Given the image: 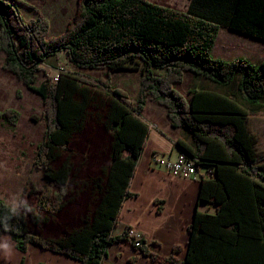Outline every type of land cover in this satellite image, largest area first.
Here are the masks:
<instances>
[{
    "label": "trees",
    "instance_id": "1",
    "mask_svg": "<svg viewBox=\"0 0 264 264\" xmlns=\"http://www.w3.org/2000/svg\"><path fill=\"white\" fill-rule=\"evenodd\" d=\"M17 2L0 0V54L5 57L4 69L41 95L46 104L48 129L35 162L49 183L38 197L41 212L58 214L65 207L72 162L66 159L59 167L52 162L67 150L94 103L104 110L103 123L112 137L111 163L93 179L97 205L82 225L57 239L42 237L30 231L19 208L0 200V233H8L24 253L36 245L81 264H109L104 261L109 247L121 242L159 264H264V166L255 163V136L245 125L241 109L251 110L264 100V61L213 56L223 28L264 43V0H191L187 10L151 0H79L65 33L53 38L49 37V20L42 15L25 20ZM61 52L67 54V61L85 70H138L137 101L114 88L110 78L95 81L104 90H94V83L87 82L88 86L85 80L65 74L56 82L47 78L37 84L45 60ZM188 73L215 83L223 89L221 94L193 87L187 100L175 84L182 83ZM150 98L165 109L172 128H182L191 135L193 150L181 142L179 145L196 159L197 167L207 160L215 166V171H210L213 176L202 179L198 200L217 205L218 213L194 214L186 229L189 240L183 260L177 256L179 245L163 258L149 249L146 239L137 241L125 230L115 233L123 202L133 195L130 181L150 134V123L143 117ZM19 115L8 109L0 112V119L16 123ZM226 180H242L253 186L259 239L239 236L229 244L216 237L217 227L223 224L219 219L224 208L222 195L226 193L232 202ZM221 226L229 234L240 228L238 223ZM136 258H129V262Z\"/></svg>",
    "mask_w": 264,
    "mask_h": 264
},
{
    "label": "rangeland",
    "instance_id": "2",
    "mask_svg": "<svg viewBox=\"0 0 264 264\" xmlns=\"http://www.w3.org/2000/svg\"><path fill=\"white\" fill-rule=\"evenodd\" d=\"M32 1L33 3H36L34 1H38L47 4L43 8L48 12L51 19V22L49 20V37L52 38L65 33L67 25L79 8V0L75 1V3L77 2V9L75 10L73 0H65L66 5L61 11L66 13L72 12L73 14L67 24L68 20L60 19L61 16L59 14L61 11L59 9L56 11L55 9V3L58 0ZM151 1L186 10L191 3V0ZM30 5L34 6V4ZM17 6L19 9V2H17ZM24 6L21 9L26 12ZM55 15H59V18ZM218 37V47L226 45L225 56H220L221 59L230 60L235 57L245 56V48L248 45L247 48L253 49L252 51L250 50L251 53H247V56L252 57L256 62L261 60L260 52L254 53L259 51V48L254 47L259 46L263 48L264 44L262 41L241 35L228 28L220 30ZM66 55V53L61 52L59 55L48 57L43 63L44 70L41 72L37 84H40L47 78L56 82L57 75L65 74L76 77V79L85 80L86 82L84 83L85 85L88 84V86L91 84L87 82L94 83L95 86H91L94 90H104V88L102 89L103 86L95 81L100 78H110L114 88L126 91L132 102L135 103L137 101L140 88V74L136 73V71L119 70L109 72L107 68L85 70L77 68L76 65L67 61ZM213 56L219 57L215 52H213ZM4 59V54L1 53L0 112L14 109L20 115L16 123L0 119V200L10 204V206L19 208L25 214L32 233L40 234L42 237L57 239L62 237L65 231L82 225L83 220L91 216L93 210H95L98 194L93 190L92 182L93 179L101 175L103 168L106 169L111 163L112 137L103 123V118L105 117L104 110L97 108L98 104L96 103L90 105L80 131L73 135L67 150L61 151L55 162H52V165L55 167H59L66 159L72 162L73 177L69 184L70 192L66 197L65 207L58 214L41 212L38 206V197L44 193L49 183L44 175V171L42 168L37 167L35 162L38 146L42 141H45L48 129L46 104L41 95L31 91L22 80L18 79L12 72L4 69ZM158 73L160 74L161 72ZM195 76L193 73H188L185 75L182 83L175 84V88L187 100L190 96L189 90L200 83V78ZM149 101L155 109H147L145 107V117L157 118L159 121H162L164 117L160 118L159 113H166L165 109L157 105L152 98ZM241 109L244 113L245 125L248 129V126H250L251 133L253 135L255 132L258 133V123L262 124L264 133V122H262L258 114L253 112L254 109L250 112L245 111V107L243 106ZM1 244L3 243L1 242ZM38 252L33 251L29 254V257L36 259L39 254ZM8 257L10 261H0V264H17V255L8 254Z\"/></svg>",
    "mask_w": 264,
    "mask_h": 264
},
{
    "label": "crops",
    "instance_id": "3",
    "mask_svg": "<svg viewBox=\"0 0 264 264\" xmlns=\"http://www.w3.org/2000/svg\"><path fill=\"white\" fill-rule=\"evenodd\" d=\"M75 1L77 0H73L74 10L77 9V2L75 3ZM18 2L20 4V10H18L25 20L36 19L41 14L51 22L48 12L44 9L45 2L34 1L36 3H33L32 0H18ZM30 4H34V6L32 7ZM21 5H25L24 9H26V12L21 9ZM65 5V0H58L55 3L56 11L58 9L61 11ZM59 15L61 16V20H68V24L73 14L72 12L66 13L61 11ZM59 15L55 16L59 18ZM217 43L214 45L213 52L219 55L218 58H221L220 56H225L226 45L218 47L219 44ZM247 46L245 48L246 55L243 57L253 63L264 61V46L263 48L259 46L254 47L259 48V51L254 52L255 54L260 52L261 60L258 62L254 61L252 57L247 56V53H251L253 49L247 48ZM134 71L140 73L138 70ZM198 78L200 77L198 76ZM199 82L195 87L199 88L200 91L221 94L220 91L223 90L216 86L215 83L206 79L200 78ZM123 92L126 93V91ZM146 108L155 109L150 101L146 104ZM252 109L264 122V100ZM252 109L246 108L245 111L250 112ZM159 116H161L160 118L164 117V119L159 121L157 118H146L143 114L145 120L150 123V134L147 137L145 148L141 152L135 173L130 181V190L133 192V195L126 198L123 202L119 226L116 227L115 233L118 234L126 228H132L137 234L147 240V245L153 253L163 258L169 257L172 254L173 247L179 245L181 252L177 256L179 260H183L186 256V244L189 240V234L186 229L192 222L194 214L197 212L210 215L218 213L217 205H211L210 203L198 200L200 183L203 178L207 179L210 177L209 171L214 172L215 166L210 164L212 163L210 160L204 161L202 163L205 164L197 167V175L185 178L173 176L165 168L154 165L152 162L154 154L175 155L182 149L179 142L189 149L193 150L194 148L190 139L191 135L188 132L182 130V128H172L167 121L166 113L162 114L160 112ZM258 121L260 122L259 118ZM258 124V133H254L256 147L255 163L264 166V133L262 124ZM248 127L250 130V126ZM224 185L232 202L228 201L227 194L220 189L219 194L224 193V195L221 194L224 208L219 214V219L226 225L238 223L240 228L238 232L229 234L221 226L223 224H219L216 230V237L222 238L229 244H234L239 236L256 237L259 239L261 236L259 232L260 220L253 186L242 180H226ZM33 251H39L36 259L29 257V254ZM8 254L17 255V264H21L22 260H24V264H37L38 262L49 264H81L79 261L71 259L65 254L41 249L36 245H30L28 251L24 253L15 247V243L8 233H0V261H10ZM131 257L138 258H136L134 263H131L129 262V258ZM104 261L109 264H159L148 259L147 256L135 250L127 242L111 245L108 250V257Z\"/></svg>",
    "mask_w": 264,
    "mask_h": 264
},
{
    "label": "built area",
    "instance_id": "4",
    "mask_svg": "<svg viewBox=\"0 0 264 264\" xmlns=\"http://www.w3.org/2000/svg\"><path fill=\"white\" fill-rule=\"evenodd\" d=\"M60 75L56 76L58 79ZM154 165L163 167L173 176L192 177L197 175L196 159L187 153V151L180 149L175 155L156 153L152 157ZM209 176H213L209 171ZM125 231L133 236L137 241L142 239L141 235L137 234L132 228H126Z\"/></svg>",
    "mask_w": 264,
    "mask_h": 264
},
{
    "label": "clouds",
    "instance_id": "5",
    "mask_svg": "<svg viewBox=\"0 0 264 264\" xmlns=\"http://www.w3.org/2000/svg\"><path fill=\"white\" fill-rule=\"evenodd\" d=\"M25 205H26V202H25Z\"/></svg>",
    "mask_w": 264,
    "mask_h": 264
}]
</instances>
